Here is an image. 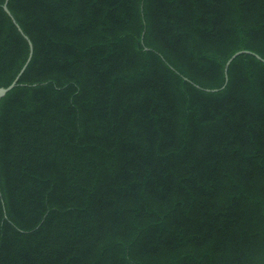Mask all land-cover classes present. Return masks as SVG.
Segmentation results:
<instances>
[{"label":"trees","instance_id":"16d2710c","mask_svg":"<svg viewBox=\"0 0 264 264\" xmlns=\"http://www.w3.org/2000/svg\"><path fill=\"white\" fill-rule=\"evenodd\" d=\"M8 8L0 264H264V0Z\"/></svg>","mask_w":264,"mask_h":264},{"label":"water","instance_id":"95a60500","mask_svg":"<svg viewBox=\"0 0 264 264\" xmlns=\"http://www.w3.org/2000/svg\"><path fill=\"white\" fill-rule=\"evenodd\" d=\"M4 7V10L8 13L9 16H11V18L13 19L14 23L16 24V26L18 27V29L20 30V32L24 35V37L28 40L29 42V45H30V56L28 58V61L26 62V64L24 65V67L22 68V70L20 71V73L17 75V77L15 78V80L12 82L11 85H9L8 87H0V100L9 92L11 91L15 86L16 84L18 83V80L20 78V76L22 75V73L24 72V70L26 69L31 57H32V54H33V45H32V42L31 40L29 39V37L24 33V31L22 30L21 26L18 24V22L16 21V19L14 18V16L12 15L11 11L9 10L8 8V0L5 2V4L3 5ZM242 53H250L249 51L247 50H242V51H239L237 53H235L227 62L226 64V73H227V70H228V67L229 65L231 64V62L240 54ZM258 58L261 59V57L259 55H257ZM213 91H217L216 89H214Z\"/></svg>","mask_w":264,"mask_h":264}]
</instances>
